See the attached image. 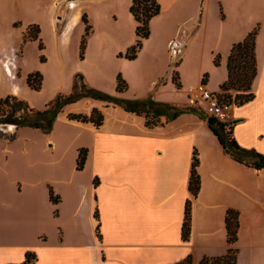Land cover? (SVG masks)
Masks as SVG:
<instances>
[{"label":"crops","instance_id":"0c3cea01","mask_svg":"<svg viewBox=\"0 0 264 264\" xmlns=\"http://www.w3.org/2000/svg\"><path fill=\"white\" fill-rule=\"evenodd\" d=\"M84 1L73 14L70 6L61 32L77 27L85 32L82 18L86 13L91 32L84 59L117 63L115 73H121L129 87L131 77L149 81L137 94L127 89L116 91L115 96L128 100L151 97L178 108L195 109L197 104L186 89L202 82L205 73L207 88L221 91L228 79L233 45L257 28L255 96L233 106L221 121L233 124V135L242 147L264 154V0H157L160 12L151 19L150 35L134 59L119 56L137 40V21L130 12L133 0ZM14 2L0 0V20L17 27L15 21L20 19L11 16ZM19 2L33 19L38 0ZM120 2L131 31L117 29L105 44L96 34L103 37L115 26ZM52 22L57 24L54 16ZM23 35L17 42L7 36L0 42V98L9 94L27 97L23 93L31 71L24 67L27 41ZM171 41L182 44L180 53L171 51ZM6 58L14 60V76L3 66ZM171 59L173 65L177 63L180 87L172 78ZM189 63L197 67L195 75L185 74ZM165 93L171 98H163ZM94 108L103 114L100 126L68 118L70 113L90 114ZM205 116L196 109L186 110L164 124L148 127L143 115L83 97L63 108L50 132L21 127L14 139L0 135L4 139L0 145V264L21 262L27 251L37 255L32 264H172L189 254L192 264H199L204 255H223L231 246L226 226L229 209L239 214L234 243L237 264H264V168L247 166L225 153ZM23 130L42 136L47 160L32 156L28 163L24 159L28 148L15 149L16 136ZM71 148L74 162L69 166L65 158ZM81 148L87 149V158L84 168L77 170ZM195 150L200 175L197 195L189 190ZM51 189L59 196L57 203L50 199ZM187 200H191L192 217L190 237L185 241L182 226ZM97 222L101 238L96 233Z\"/></svg>","mask_w":264,"mask_h":264},{"label":"trees","instance_id":"16d2710c","mask_svg":"<svg viewBox=\"0 0 264 264\" xmlns=\"http://www.w3.org/2000/svg\"><path fill=\"white\" fill-rule=\"evenodd\" d=\"M160 4L157 0H133L130 6V12L133 14L137 21L136 35L137 40L135 44L127 49L125 53H120L119 56H124L128 59H134L141 49L143 39L150 35V21L158 15L160 12ZM83 21L86 24L85 35L82 37L80 44V57L84 58L86 50L87 39L86 36L90 33L91 25L89 24L87 14L83 15ZM16 26V24H14ZM41 28L38 24H32L25 32L23 39L37 40L39 49H44V43L40 37ZM258 29L255 28L251 31L244 40L237 42L233 45L231 53L228 58V79L221 85L220 96L226 103H234L237 106L243 105L246 102L251 101L255 94L252 91V85L255 77L257 76L258 66L255 53V40ZM41 61L46 60L44 55L40 56ZM215 64H219L218 58L215 59ZM178 74L176 71L175 75ZM175 75L172 76L173 81L178 87L180 83L176 82ZM208 73H205L202 82H206ZM43 76L39 71L30 72L27 76V84L31 89L40 90L42 87ZM128 83L121 73L117 74L116 91L122 92L127 90ZM234 88L237 92L235 95L228 92V89ZM224 89V90H223ZM223 90V91H222ZM228 90V91H227ZM83 97H93L96 99H102L109 104L119 105L126 110L134 112L138 115H143L148 127H154L160 124H164L176 118L180 113L186 110H195L192 107L178 108L169 103L157 102L151 97L141 100H128L122 99L115 95L107 94L101 90L88 87L83 81L81 75H77L73 90L67 95H58L55 100L44 107L43 109H37L33 107L27 100L17 96L9 94L0 98V124L8 125L12 124L19 129L21 127H31L40 129L44 132H50L57 115L63 110V108L70 103L76 102ZM165 116V121L161 120V117ZM211 119L209 127L219 138L225 153L229 154L236 161L243 163L247 166L255 169L264 168V154L257 151L254 148L242 147L233 135V124L225 121H221L214 117H207ZM70 120H76L80 122H92L96 126H100L103 123L104 117L102 112L98 108H94L90 114L83 113H70L68 114ZM0 135L14 139L15 134L6 135L0 131ZM87 158V149L81 148L77 157V170H82L85 166ZM199 164V158L197 151L193 153V160L191 166V175L189 179V190L193 195H197L200 189V175L197 170ZM95 184L97 181L95 179ZM50 199L57 203L59 196L55 195L54 191L50 190ZM238 211L235 209H229L226 215V226L228 233V242L231 245L227 252L219 256L204 255L199 264H237L238 248L234 246V243L238 238L239 219ZM191 200H187L185 205L184 221L182 226V238L188 240L191 232ZM95 218L98 220V211H95ZM96 233L101 238L100 222L96 224ZM37 260V255L33 251H27L23 261L18 263L7 264H32ZM193 256L189 254L182 261L172 264H192Z\"/></svg>","mask_w":264,"mask_h":264},{"label":"rangeland","instance_id":"374dc122","mask_svg":"<svg viewBox=\"0 0 264 264\" xmlns=\"http://www.w3.org/2000/svg\"><path fill=\"white\" fill-rule=\"evenodd\" d=\"M14 1V8L12 7L13 13H11V16L19 18L23 24L20 20H17L15 21L17 27H13L7 20L1 19L0 42L4 41L5 36L10 37L11 40L17 42V38H19L21 32L25 34L30 25L37 23L41 28L40 37L44 43V49L42 50L39 49L36 40H28L27 43L24 44V57L26 60L24 67L31 72L39 71L43 76V82L40 90H34L28 86L27 92L23 93L27 97L23 99L27 100L33 107L43 109L47 105L51 104L58 95L70 94L73 90L77 75L82 76L83 81L88 87L101 90L110 95H116L117 73H115V71L119 68V65L117 63H101L85 60V53L84 58L82 59L80 57V44L85 32L81 33V27H77L68 32H61L60 30L64 24L63 21L66 19L67 14L69 15L70 11L72 14L78 12L83 5L81 2L85 3L84 0H72L76 3V7L70 11H68L71 6V3L69 2L70 0H38V2H36L38 5V11L34 15L33 19L32 14L25 7H22L19 0ZM56 2L58 5H56ZM90 5L91 3L88 6ZM116 7L118 9V20L114 24L115 26L109 27L110 29L106 31L107 35L103 37L96 34V39L100 41L102 40L103 42L105 41V44L110 42V39L116 34L117 29L122 30L124 28L127 32L131 31V23H129V20L124 15L122 2H120ZM53 16L57 22L56 25L52 22ZM100 30L103 31L102 29ZM89 34L86 36L87 41ZM16 52L18 55L21 54L20 50ZM41 55L46 56L45 58H48V60L41 61ZM170 64L172 67V59ZM176 64L173 65L172 76L175 75L177 71V68H175ZM123 68L127 69V66ZM196 68L197 67H195L192 63H189L185 68V74L195 75ZM164 69L165 67L163 66V70ZM191 79L194 80L195 77L192 76ZM175 80L178 82L177 74L175 75ZM126 81L128 83L127 93L130 94H137L149 85L148 80L139 82L135 77H131L130 87L129 81L127 79ZM88 83L92 85H89ZM97 86L104 87L106 90L97 88ZM228 90L227 91L233 95L237 92L234 88ZM163 98L171 97L170 94L165 93L163 94ZM195 109L204 115L199 104L195 106ZM16 130V127L12 124H0V131L8 136L16 133ZM41 137L42 136H39L35 132H31L29 130H23L17 134L14 147L15 149H21L24 147L28 148V154H26V152L24 153V159L28 163H30L32 156L35 158L39 157L42 160L48 159V153L43 150ZM0 141H3L0 143V145H3L4 139H1L0 137ZM72 156L71 148L65 158V162L69 166H72L74 162V158Z\"/></svg>","mask_w":264,"mask_h":264},{"label":"built area","instance_id":"2783aa9c","mask_svg":"<svg viewBox=\"0 0 264 264\" xmlns=\"http://www.w3.org/2000/svg\"><path fill=\"white\" fill-rule=\"evenodd\" d=\"M181 48L182 44L179 41L170 42V49L174 54L180 53ZM3 66L9 76H14L11 71V67H15L14 60L6 58ZM220 92L211 91L203 82L186 89L188 97L194 104H199L203 108L207 117L225 120L229 116V110L236 105L234 103H226L220 96Z\"/></svg>","mask_w":264,"mask_h":264},{"label":"bare ground","instance_id":"6f19581e","mask_svg":"<svg viewBox=\"0 0 264 264\" xmlns=\"http://www.w3.org/2000/svg\"><path fill=\"white\" fill-rule=\"evenodd\" d=\"M56 5H58V3H56ZM71 5H72L71 8L74 9L75 8V4L71 3Z\"/></svg>","mask_w":264,"mask_h":264},{"label":"water","instance_id":"95a60500","mask_svg":"<svg viewBox=\"0 0 264 264\" xmlns=\"http://www.w3.org/2000/svg\"><path fill=\"white\" fill-rule=\"evenodd\" d=\"M208 122L210 123L211 119H208ZM233 122L236 123V122H238V120H234Z\"/></svg>","mask_w":264,"mask_h":264}]
</instances>
